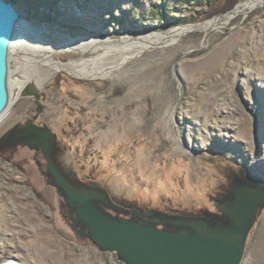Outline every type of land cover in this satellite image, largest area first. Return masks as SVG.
<instances>
[{
	"label": "rangeland",
	"instance_id": "374dc122",
	"mask_svg": "<svg viewBox=\"0 0 264 264\" xmlns=\"http://www.w3.org/2000/svg\"><path fill=\"white\" fill-rule=\"evenodd\" d=\"M9 1L30 27L0 119V264H126L70 224L48 158L24 141L34 127L114 215L225 236L246 226L241 264H264V2L231 16L248 0Z\"/></svg>",
	"mask_w": 264,
	"mask_h": 264
},
{
	"label": "water",
	"instance_id": "95a60500",
	"mask_svg": "<svg viewBox=\"0 0 264 264\" xmlns=\"http://www.w3.org/2000/svg\"><path fill=\"white\" fill-rule=\"evenodd\" d=\"M29 27L12 1L0 0V119L15 99L11 84L14 66L16 57L20 56L24 31ZM26 93L31 94L33 90L27 88ZM31 133L41 137L24 141L31 147L41 148L48 158L47 173L74 215L73 226L80 225L81 234L90 237L100 249L116 252L126 264L242 263L246 226L225 236L192 225L160 227L132 216L114 215L103 205H111L107 199L77 187L55 166L50 159L46 131L34 127Z\"/></svg>",
	"mask_w": 264,
	"mask_h": 264
},
{
	"label": "bare ground",
	"instance_id": "6f19581e",
	"mask_svg": "<svg viewBox=\"0 0 264 264\" xmlns=\"http://www.w3.org/2000/svg\"><path fill=\"white\" fill-rule=\"evenodd\" d=\"M264 2V0H248V1H246V2H243V3H241L238 7H237V9L235 10V11H233V14H231V16H233V15H236V14H238V13H240V12H242V11H248V9L249 8H255V7H257L258 5H260L261 3H263ZM230 18H232V17H230ZM229 20L226 18H223V17H220V18H217V19H215V20H213L212 22H210V23H208V25L210 24L211 26H218V25H223V24H225L226 22H228ZM205 26H207L206 25V23H202V27L203 28H206ZM38 31H40V29H38ZM179 33H181V31L179 30V29H175V30H173L172 31V33L169 35V36H167L166 37V39H169V40H174L175 39V37L179 34ZM42 39V37H41V35H40V33H37L36 34V36H35V41H37L38 42V44H43L44 46H46V44H45V40L44 41H40ZM148 41H151L152 39H147ZM51 46L52 45H50L49 44V48L50 49H52L51 48ZM35 51V52H34ZM50 51V50H49ZM48 51V52H49ZM51 52V51H50ZM50 52H49V54H46V53H42V54H40L39 52H37L36 50H32V51H30V53H33V60L34 59H36V60H40L42 63H45V64H47V65H49V63L48 62H53V63H56V64H58V62L56 61V57H55V52L54 51H52L51 52V54H50ZM53 67H54V65H52ZM51 67V66H50ZM58 67L60 68H62L63 66H61L60 64H58ZM83 68H84V70L85 71H89V67H88V65L86 66H83ZM51 70V69H50ZM43 72V71H42ZM37 79H38V81H39V83L41 84L44 80H45V78H46V76H44L43 75V73H39V75H37V77H36ZM28 82H30V81H28ZM33 84V83H32ZM41 86V85H40ZM7 264H22L20 261H17V260H15V259H12L11 261H9V262H7Z\"/></svg>",
	"mask_w": 264,
	"mask_h": 264
},
{
	"label": "trees",
	"instance_id": "16d2710c",
	"mask_svg": "<svg viewBox=\"0 0 264 264\" xmlns=\"http://www.w3.org/2000/svg\"><path fill=\"white\" fill-rule=\"evenodd\" d=\"M172 1H178V2H187V1H189V2H192L193 4H198V5H201V6H209V5H211L212 3H216L217 1H219V0H172ZM227 2H228V4H227V7H229V8H231L232 7V4H231V1L230 0H226ZM135 2L137 3L138 2V0H135ZM233 2V1H232ZM138 4V3H137ZM158 11L159 12H161V9H158L157 11H156V15H158V16H161L160 14L161 13H158ZM142 14V16L143 17H145V14H144V12H142L141 13ZM155 14V13H154ZM153 14V15H154Z\"/></svg>",
	"mask_w": 264,
	"mask_h": 264
},
{
	"label": "flooded vegetation",
	"instance_id": "af4514ba",
	"mask_svg": "<svg viewBox=\"0 0 264 264\" xmlns=\"http://www.w3.org/2000/svg\"><path fill=\"white\" fill-rule=\"evenodd\" d=\"M63 204H64L65 207H67L66 209H67L68 212H69L70 218L72 217L70 224L73 226V224H74V223H73V216H74V215H73L71 209L69 208V206L66 204V201L63 202ZM66 216H67V215H66ZM74 228L77 229V230L80 232V234H81L82 227H81L80 225L77 224V225L74 226Z\"/></svg>",
	"mask_w": 264,
	"mask_h": 264
}]
</instances>
